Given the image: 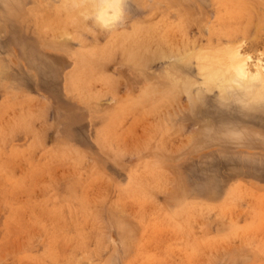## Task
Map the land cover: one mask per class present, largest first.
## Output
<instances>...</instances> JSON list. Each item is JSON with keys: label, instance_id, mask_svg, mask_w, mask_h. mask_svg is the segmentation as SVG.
<instances>
[{"label": "rangeland", "instance_id": "obj_1", "mask_svg": "<svg viewBox=\"0 0 264 264\" xmlns=\"http://www.w3.org/2000/svg\"><path fill=\"white\" fill-rule=\"evenodd\" d=\"M92 1L0 0V264H264V0Z\"/></svg>", "mask_w": 264, "mask_h": 264}, {"label": "bare ground", "instance_id": "obj_2", "mask_svg": "<svg viewBox=\"0 0 264 264\" xmlns=\"http://www.w3.org/2000/svg\"><path fill=\"white\" fill-rule=\"evenodd\" d=\"M92 2H94V6H95V8H93V9L96 12V13H94L96 15L95 16L96 20L100 24L104 25V24L108 23L109 25H107V26H110L112 24L113 25L116 24V23H114V21H118V19L119 20L121 19L123 0H93ZM228 48L229 47H227V49ZM239 52L240 51L231 52L230 55H228L229 56L228 62H230V65H231L230 71L232 70L230 74H228L229 72L227 73V72H219L218 71V73H216L214 76L215 78L212 77L213 81L211 83L213 85L209 83L210 86L209 85L208 86L204 85V86L207 87L205 89L210 88L211 85H212L211 88H213V87L216 88V86L218 84L217 89H219L218 91L220 92V93H218V94H220L219 95L220 96V99H219L220 103H222V105L224 103V107L228 109L227 106L230 105V102H231L230 99L233 100V98H234L235 102L236 101H237V103L239 102L238 105L240 104L239 105L240 108L243 109V111H247L244 113L245 116H246V114L249 116L248 113H255V111L258 112V110L260 111L261 109L262 110L264 109V65H263V63L259 64V61H256V62H258L257 64L255 62L256 65L251 64L253 66L255 65L256 69H254L255 67L249 66V63L252 62V57L249 56L251 58V60H250L248 57H244L243 54H241ZM188 54H189V52H188ZM183 57H185V55ZM177 59L179 60V57ZM249 60L251 62H249ZM255 60H257V59H255ZM215 61L213 60V64L216 63ZM260 61H261V59H260ZM175 62H176V59H175ZM228 62L225 64L227 65ZM220 64H221V61H220ZM221 67H223V66H221ZM251 67H253V69ZM212 71H215V70H212ZM207 76H206V78L208 79ZM214 82L217 83L216 86L214 85L215 84ZM204 84H206V83H204ZM208 92H210V91H208ZM199 98H200V96H199ZM201 102H203V101H201ZM226 103H228V104H226ZM225 104L227 106H225ZM224 107H222V108H224ZM251 116L252 115H250V117ZM255 116H256V114H255ZM195 125H196V123H195ZM218 129L220 130L221 128H218ZM222 129H221V131H222ZM215 131H217V130H215Z\"/></svg>", "mask_w": 264, "mask_h": 264}, {"label": "clouds", "instance_id": "obj_3", "mask_svg": "<svg viewBox=\"0 0 264 264\" xmlns=\"http://www.w3.org/2000/svg\"><path fill=\"white\" fill-rule=\"evenodd\" d=\"M114 23H118V21H114Z\"/></svg>", "mask_w": 264, "mask_h": 264}]
</instances>
